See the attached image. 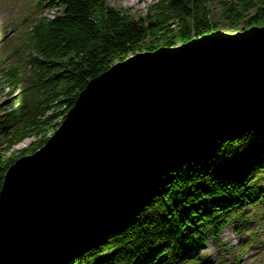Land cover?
Segmentation results:
<instances>
[{
  "label": "water",
  "instance_id": "water-1",
  "mask_svg": "<svg viewBox=\"0 0 264 264\" xmlns=\"http://www.w3.org/2000/svg\"><path fill=\"white\" fill-rule=\"evenodd\" d=\"M264 112V26L139 52L89 80L0 190V264H70L155 177Z\"/></svg>",
  "mask_w": 264,
  "mask_h": 264
},
{
  "label": "trees",
  "instance_id": "trees-1",
  "mask_svg": "<svg viewBox=\"0 0 264 264\" xmlns=\"http://www.w3.org/2000/svg\"><path fill=\"white\" fill-rule=\"evenodd\" d=\"M214 1L159 0L146 16L135 18L107 0H48L60 12L32 27L35 56L28 85L17 102L0 107V190L8 168L48 141L89 80L133 54L218 30ZM217 1L228 27L264 26V0ZM9 76L20 87L19 77ZM32 138L30 146L15 150ZM262 202L264 112L160 172L70 264H197L187 253L190 245L201 247Z\"/></svg>",
  "mask_w": 264,
  "mask_h": 264
},
{
  "label": "rangeland",
  "instance_id": "rangeland-1",
  "mask_svg": "<svg viewBox=\"0 0 264 264\" xmlns=\"http://www.w3.org/2000/svg\"><path fill=\"white\" fill-rule=\"evenodd\" d=\"M158 1L107 0L111 6L130 12L135 18L146 16L149 7ZM217 2V0L213 2V8L216 12L214 22L219 25L218 30L233 33L249 28L244 24L235 30L228 27L221 17L222 5ZM37 3L38 0H0V107H8L11 103L17 102L26 88L22 85L20 75L25 78L31 76L30 59L33 53L29 44L28 29L40 16L41 6H37ZM58 12H60L58 8H45L44 11L46 15L51 14V17ZM13 68V73L19 77L20 87H14L11 83L9 72ZM34 140L32 138L17 145L15 150L30 146ZM241 244L248 246L246 249L241 248ZM198 256H202L205 262L220 261L221 264H264V212L254 238L243 230L237 232L233 227H226L221 239L210 240L205 248L198 252Z\"/></svg>",
  "mask_w": 264,
  "mask_h": 264
}]
</instances>
